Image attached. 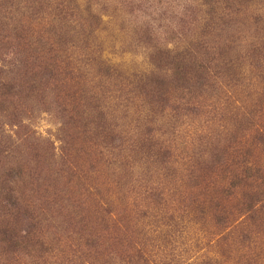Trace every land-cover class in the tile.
<instances>
[{"label": "rangeland", "instance_id": "374dc122", "mask_svg": "<svg viewBox=\"0 0 264 264\" xmlns=\"http://www.w3.org/2000/svg\"><path fill=\"white\" fill-rule=\"evenodd\" d=\"M151 45L182 63L154 96ZM2 92L0 201L44 264H140L146 185L181 218L150 264H264V0H0Z\"/></svg>", "mask_w": 264, "mask_h": 264}, {"label": "trees", "instance_id": "16d2710c", "mask_svg": "<svg viewBox=\"0 0 264 264\" xmlns=\"http://www.w3.org/2000/svg\"><path fill=\"white\" fill-rule=\"evenodd\" d=\"M152 38V37H151ZM179 41L177 37H173L171 40L173 41ZM151 49L153 50L154 54V61H158L159 64L156 65V68L158 70V73L156 72L155 75L152 73V77L149 79V85L152 87L151 95L154 96L155 93H157V88L161 84H164L166 79L165 76L168 72L169 76L178 78L180 76V73L182 71V63H176L169 60V51L166 49V46H163V48L160 47L157 48L156 45H151ZM174 50H178V46H175ZM161 56V57H160ZM179 58V57H177ZM107 69V70H106ZM106 69L104 70V74L106 73V76L113 77L114 79L121 78V72L117 70H113L110 66H106ZM166 69V70H165ZM163 70L165 72L163 73ZM181 70V71H180ZM149 78V77H148ZM154 81V82H153ZM2 88H5V85L2 86ZM7 92H2L0 95L6 96ZM156 96V95H155ZM161 99L157 98L156 101H159ZM153 145V144H152ZM146 146L145 144L141 145V148ZM151 146L148 145V147ZM157 154H161V156H164L166 154V151L160 153V149H157ZM165 158H161L157 160L160 162L159 164L165 163ZM11 174V173H10ZM7 174L6 178L4 180H11L13 179V175ZM4 187V186H3ZM2 187V190L5 188ZM6 189V188H5ZM3 190L4 193H6V197L4 198V201H6L7 205L10 207L16 206V201L13 198V195L10 193L9 190ZM139 194H142L141 197V204L144 208L143 212H141L140 216L142 218H148L151 217L153 220L152 224L154 223L157 230L158 235L153 239L152 241H157L156 244L151 245L149 244L151 241V238L144 237L145 234H142L139 242H135L133 244L130 243L132 250L135 251V259L137 263L140 264H150L152 261L150 260L149 253L147 247H154V246H168L170 245V238L171 235L174 233L172 228L175 227V224L177 226V223L181 224V218L178 217V220H176L175 216H173V212L175 211L173 208H171L174 211H168V203L164 200V192L162 190H159L158 187H151V186H144L141 191H139ZM5 203L3 204L0 201V214L3 213V215H7L8 217L4 216L3 221L0 222V258L3 259L2 264H13L14 261H16L15 257H18L20 253L27 254L29 258L38 259L39 263L43 259V255L47 254V251L49 250L47 246L42 241L35 240V237H32L31 231L33 228H35L34 225L28 224L27 229H21L14 225L15 223H11L9 218L13 215V218L17 221L18 211L10 213V207L7 206ZM6 210V211H5ZM9 212V213H8ZM200 213H202L201 210H199ZM26 214V213H25ZM223 217V218H222ZM216 216V224H220L221 227H225V221L226 217L224 216ZM12 218V219H13ZM159 224V225H158ZM162 227V228H161ZM161 228V229H160ZM22 231V233H21ZM156 231V230H154ZM152 231V232H154ZM140 235V233L138 234ZM83 246L86 247L88 250V253L92 255L88 257H83L84 259L79 260L80 258L77 257L75 260L72 259H66V263L75 264L76 261H80L78 264H95L97 261V248L96 247V241L95 240H86L83 242ZM161 244V245H160ZM24 249H29L28 253L24 252ZM246 259V258H244ZM17 262V261H16ZM38 263V262H36ZM45 262L42 261L41 264H44ZM18 264V263H17ZM205 264H220V262H206ZM237 264V263H236Z\"/></svg>", "mask_w": 264, "mask_h": 264}]
</instances>
